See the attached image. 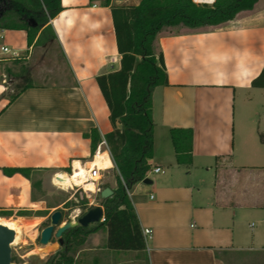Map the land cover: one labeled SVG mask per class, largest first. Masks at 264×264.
Instances as JSON below:
<instances>
[{"label": "crops", "instance_id": "obj_1", "mask_svg": "<svg viewBox=\"0 0 264 264\" xmlns=\"http://www.w3.org/2000/svg\"><path fill=\"white\" fill-rule=\"evenodd\" d=\"M103 1L60 0L63 10L50 21L57 39L43 45L29 47L25 31L0 29V45L25 53L21 60L0 62V211L14 212L1 220L29 218L15 214L43 203L35 198L34 177L47 174L37 186L52 191L55 175L73 174L76 161L89 169L94 156L87 136L93 129L102 138L113 131L96 78L119 70L121 56L111 7ZM51 42L64 65L58 76L35 59L37 49ZM156 46L169 85L152 92V183H138L128 193L142 232L151 230V237L142 251H115L105 247L108 233L101 229L88 236L73 264H264V87L254 86L264 70V0L217 28L161 35ZM23 67L31 86L10 102ZM175 128L193 132L190 167L177 163L170 136ZM4 168L37 172L29 180L9 177ZM95 186L115 192L118 182L101 178ZM69 220L63 216L64 223ZM54 244L50 250L41 246V256Z\"/></svg>", "mask_w": 264, "mask_h": 264}, {"label": "trees", "instance_id": "obj_2", "mask_svg": "<svg viewBox=\"0 0 264 264\" xmlns=\"http://www.w3.org/2000/svg\"><path fill=\"white\" fill-rule=\"evenodd\" d=\"M259 0H216L213 4H196L193 0H141L138 6L116 7L112 0H104L111 7L116 43L121 56L120 69L96 78L101 94L108 106L113 131L101 137L98 129L87 136L91 140L92 156L104 140L115 165L118 188L113 196L100 200L105 220L95 228L81 226L63 235L64 244L46 264H73L74 254L88 236L101 229L108 233L106 248L115 251H142L146 248L135 208L128 191L149 179L153 158L154 122L152 92L159 86H168L164 58L157 51L161 35H179L217 28L233 21L238 14L252 11ZM63 10L60 0H0V29L22 30L27 33L29 47L43 45L57 36L50 24ZM18 61V60H15ZM22 81L15 85L10 102L31 86V75L23 67ZM264 70L254 86L263 85ZM177 163L190 167L193 163L191 129L175 128L170 132ZM264 142V135H261ZM5 175L21 174L32 179L34 169L4 168ZM36 184L33 183V187ZM105 187V186H101ZM95 206L87 199L80 203L64 204V209H81L82 215ZM64 214V210H60ZM32 211L19 210L15 215L28 217ZM13 211H0V217L10 218ZM48 213L39 214L47 216ZM49 220L44 222V228ZM12 264L16 258L12 257Z\"/></svg>", "mask_w": 264, "mask_h": 264}, {"label": "rangeland", "instance_id": "obj_3", "mask_svg": "<svg viewBox=\"0 0 264 264\" xmlns=\"http://www.w3.org/2000/svg\"><path fill=\"white\" fill-rule=\"evenodd\" d=\"M16 52L18 55L25 54L22 51ZM35 59L44 60L47 64H50L51 67H53V74H56L57 76L58 74H62V71L64 72L62 58L55 43L51 42L44 48L37 49ZM44 176L45 175H37L34 177L36 184L35 198L36 196L40 197V199L43 200V203L37 204L36 208L32 210V214L28 216L29 218L25 219L22 223L16 222V218L10 220L5 219L6 221H9L11 229L16 232L15 246L12 251V257L16 258V264H46L49 258L59 250L58 244H54V249L49 255L41 256L43 254H41L40 251L42 248L40 249L39 236L40 232L44 229L43 224L44 222H47L48 216H39V214L48 213L49 215L51 209L59 206L60 209L65 211V219L67 220L71 219L74 214H82V210L75 209L70 211L69 209H64V204L71 201L80 203L85 199H87L90 204H98L100 201L95 197H92L91 193L86 194L82 189H77L75 187L74 189H71V187L67 189L52 187V191L43 193L41 187L37 186V182H42ZM113 176L116 177L115 169L113 171L104 172L102 179L105 181V179H111ZM47 178L49 179L48 176Z\"/></svg>", "mask_w": 264, "mask_h": 264}, {"label": "water", "instance_id": "obj_4", "mask_svg": "<svg viewBox=\"0 0 264 264\" xmlns=\"http://www.w3.org/2000/svg\"><path fill=\"white\" fill-rule=\"evenodd\" d=\"M145 184H151L150 179L143 181ZM114 191L107 187L100 192L102 200L112 197ZM104 209L101 206H96L86 212L84 215H76L75 218H71L68 222H63V214L60 210L55 211L49 217V225L45 227L39 236L40 246H46L52 243L53 240H57L59 246H63V235L71 229L76 227L87 228L91 224H97L104 221ZM16 238V232L0 224V264H12V251Z\"/></svg>", "mask_w": 264, "mask_h": 264}, {"label": "bare ground", "instance_id": "obj_5", "mask_svg": "<svg viewBox=\"0 0 264 264\" xmlns=\"http://www.w3.org/2000/svg\"><path fill=\"white\" fill-rule=\"evenodd\" d=\"M112 165H113L112 161H111L110 156L107 152H101V153L97 154L92 159V161L90 162V167H92V168L98 167L100 170H108V169L112 168ZM86 168H84L79 161H76L74 163L73 174H71V175L58 174L55 177L53 176L54 177L53 182L55 185L60 186L59 187L60 189H67V188H70L72 186H75V184H76V185H82L85 188V190L88 191L89 193H94L95 192V185L93 184V182L88 181V170ZM0 224L11 228L9 221L1 220ZM49 245L50 244L46 245V247H43V248L49 249L50 248Z\"/></svg>", "mask_w": 264, "mask_h": 264}, {"label": "built area", "instance_id": "obj_6", "mask_svg": "<svg viewBox=\"0 0 264 264\" xmlns=\"http://www.w3.org/2000/svg\"><path fill=\"white\" fill-rule=\"evenodd\" d=\"M21 59H22V56L18 55V53L16 51L11 50L7 46L0 45V62H6V61H9V60L15 61V60H21ZM103 146H104L105 149H102ZM107 150H108L107 144H106L105 141H103L98 146L94 157L97 154L101 153V152H106ZM115 168H116L115 166H112V169H115ZM87 170H88V181L89 182H93V184L95 185L97 182L101 181L102 174L104 172L109 171L110 169H108V170H100L98 167H96V168L89 167V169H87ZM154 172L155 173H160V172H162V169L161 168H156L154 170ZM55 176H57V175H55ZM56 186L60 187L58 185H56ZM74 187L77 188V189H82L86 194L89 193L88 191L85 190V188L82 185H76L75 184V186L71 187V189H74ZM101 191H102L101 190V186H97V187L95 186V192L94 193H100ZM128 193H129V191H128ZM103 220H105V218ZM151 234H152V231L149 230V229H145L144 232H143V235L145 236V239H149L151 237Z\"/></svg>", "mask_w": 264, "mask_h": 264}]
</instances>
